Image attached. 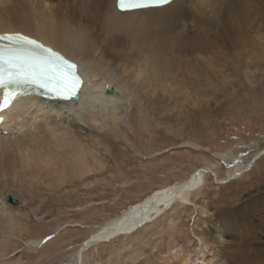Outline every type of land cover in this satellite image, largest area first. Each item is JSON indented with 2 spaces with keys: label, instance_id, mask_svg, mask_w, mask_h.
<instances>
[{
  "label": "bare ground",
  "instance_id": "bare-ground-1",
  "mask_svg": "<svg viewBox=\"0 0 264 264\" xmlns=\"http://www.w3.org/2000/svg\"><path fill=\"white\" fill-rule=\"evenodd\" d=\"M260 20L264 22V0H174L163 7L127 12L117 10L116 0H0V34L22 33L37 40L77 62L85 78L75 101H54L38 91L21 95L5 113L0 127V247L4 239L16 237L19 221L40 216L34 204L9 208L4 196L10 187L31 197L55 193L67 180L84 179L102 169L103 154H113L112 142L122 133L121 122L141 131L169 130L167 124L191 107L180 122L185 126L208 111L197 107L199 97L225 94L235 100L253 78L260 83L256 71L264 60V42L260 54L253 52L260 40ZM228 68L234 79L222 76ZM232 81L238 88L221 91ZM111 88L117 94H106ZM254 143L250 151L261 142ZM215 155L236 166L229 179L254 167L255 157ZM203 171L100 224L74 254L61 253L44 264H106L88 258L87 250L130 234L173 203L190 206L191 193L198 195L203 185ZM202 203L200 209L206 213L209 203ZM243 205L226 208L217 214V222L210 220L196 232L181 258L183 264H264V187L257 200ZM41 243L28 240L33 248ZM138 252L139 256L127 253L120 264H144Z\"/></svg>",
  "mask_w": 264,
  "mask_h": 264
},
{
  "label": "rangeland",
  "instance_id": "rangeland-1",
  "mask_svg": "<svg viewBox=\"0 0 264 264\" xmlns=\"http://www.w3.org/2000/svg\"><path fill=\"white\" fill-rule=\"evenodd\" d=\"M260 42H264V22L261 20L260 40L253 50L257 54H260ZM259 68L256 73L260 74V83L253 78L243 93L234 96L235 100L225 94L216 98L209 93L199 97L197 107L208 111L198 114L185 126L180 122L192 112L191 107H186L167 124L169 130L144 128L141 131V128L135 129L121 122L122 133L112 142L113 154H103V167L95 174L84 179L71 178L55 193H40V197H31L32 193L21 194L18 188L10 187V192L4 196L9 208L18 210L34 204L41 218L33 216L18 222L16 237L4 239L3 247H0L2 264H44L61 253L74 254L100 224L143 204L156 192L187 183L193 174L204 170L203 185L197 190L200 195L195 191L191 193L194 202L190 206L173 203L155 219L151 215L153 220L130 234L87 250L88 258L93 261L98 258L106 264H115V261L120 264L125 261L123 256H139L138 251L143 255L144 264H183L181 258L189 252L192 246L189 241L196 232L206 228L210 220L217 222V214L226 208H237L254 198L257 200L264 187L261 181L264 165L260 167V157H264V60ZM223 71L222 76L235 78L231 68ZM203 72L200 67L201 79ZM236 87L232 81L229 88L220 89L232 91ZM242 94L246 95L237 100ZM127 139L143 154L131 147ZM254 142L261 143L250 151ZM226 152L255 157L254 167L236 179H229L228 173L236 166L223 163L215 155ZM203 200L209 203L206 213L199 206ZM14 210L9 213L15 214ZM28 240L42 243L33 248L28 245Z\"/></svg>",
  "mask_w": 264,
  "mask_h": 264
},
{
  "label": "snow or ice",
  "instance_id": "snow-or-ice-1",
  "mask_svg": "<svg viewBox=\"0 0 264 264\" xmlns=\"http://www.w3.org/2000/svg\"><path fill=\"white\" fill-rule=\"evenodd\" d=\"M168 0H156L167 3ZM0 85L34 84L57 99L69 100L78 93L80 79L75 65L51 54L37 41L23 35L0 36Z\"/></svg>",
  "mask_w": 264,
  "mask_h": 264
},
{
  "label": "water",
  "instance_id": "water-1",
  "mask_svg": "<svg viewBox=\"0 0 264 264\" xmlns=\"http://www.w3.org/2000/svg\"><path fill=\"white\" fill-rule=\"evenodd\" d=\"M106 94L108 95H112V94H117L116 91H114V88H111V89H108L106 90ZM183 188L179 189V190H182ZM138 227V226H137Z\"/></svg>",
  "mask_w": 264,
  "mask_h": 264
}]
</instances>
